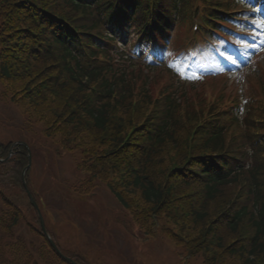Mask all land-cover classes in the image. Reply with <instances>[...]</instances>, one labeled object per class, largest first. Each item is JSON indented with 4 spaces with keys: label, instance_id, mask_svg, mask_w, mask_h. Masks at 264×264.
Returning <instances> with one entry per match:
<instances>
[{
    "label": "trees",
    "instance_id": "1",
    "mask_svg": "<svg viewBox=\"0 0 264 264\" xmlns=\"http://www.w3.org/2000/svg\"><path fill=\"white\" fill-rule=\"evenodd\" d=\"M238 1L0 0L5 95L27 119L44 124L48 139L82 148L90 174L82 192L106 185L147 239L166 235L204 264H264V83L245 105L226 92L206 98L186 90L173 63L158 54L173 59L185 49L179 29L197 15L210 38L193 44V56L204 61L194 68L212 67L224 48L212 35L232 39L215 32ZM126 28L152 51L155 65L131 54L133 43L118 40L116 30ZM187 50L184 68L190 67ZM159 68L179 85L159 86L153 73ZM12 146L0 142V187L26 191L27 150L16 147L10 157ZM3 198L0 264H73L42 230L41 252L16 236L21 207L4 192Z\"/></svg>",
    "mask_w": 264,
    "mask_h": 264
},
{
    "label": "rangeland",
    "instance_id": "2",
    "mask_svg": "<svg viewBox=\"0 0 264 264\" xmlns=\"http://www.w3.org/2000/svg\"><path fill=\"white\" fill-rule=\"evenodd\" d=\"M263 13L264 4L259 5L256 12L249 9L234 12V15H242L243 18L238 23L239 30L233 32L250 31L257 26L255 28L262 33ZM1 25L0 15V30ZM179 32L182 36V28ZM121 34L125 37L127 32ZM125 39L122 38V41L125 42ZM258 44L262 48L257 50L245 46L251 58L256 52L259 53L255 57L258 60L250 67L238 64L235 72L223 77L208 78L200 84L196 82V85L188 82L186 90L201 92L202 96L212 99L224 92L231 93L241 96L245 103L251 96L258 94L259 82L264 83L262 35L259 36ZM182 47L185 48V45ZM153 73L159 86L174 88L179 85L161 68ZM5 91L6 88L0 82V142L26 143L32 149L33 163L28 186L41 208L47 232L66 257L79 258L85 264H204L202 256L187 257L185 248L175 244L166 235L159 234L158 237L147 239L106 185L97 183L91 193L82 192L90 177L89 172L82 167V148L69 149L48 139L44 135V124L27 119L22 106L9 95L6 96ZM2 187L0 216L8 212L4 192L22 210V220L15 229L16 236L28 244L33 243L38 252L43 251L46 244L40 234L39 216L30 206L27 192L18 184ZM8 240L11 239L6 237L5 242Z\"/></svg>",
    "mask_w": 264,
    "mask_h": 264
},
{
    "label": "water",
    "instance_id": "3",
    "mask_svg": "<svg viewBox=\"0 0 264 264\" xmlns=\"http://www.w3.org/2000/svg\"><path fill=\"white\" fill-rule=\"evenodd\" d=\"M17 145H23L27 150H28V159H29V164H28V167L24 170V173H23V180H24V185L25 187L27 188V183L25 181L26 179V174L27 172L30 170V168L32 167V154H31V151L29 150L28 146L25 144V143H17L15 144L13 147L17 146ZM13 152V150L11 151ZM28 190V188H27ZM28 193H29V196H30V199H31V202L33 204V206L35 207V209L38 211L39 215H40V219H41V224H42V228H43V231L45 232V234H47V231H46V228H45V222L43 220V217L40 213V210H39V207L37 205V203L35 202L33 196L31 195L30 191L28 190ZM48 238H49V241L51 242L52 246L59 252V249L57 248L56 244L54 243L53 239L47 234Z\"/></svg>",
    "mask_w": 264,
    "mask_h": 264
}]
</instances>
